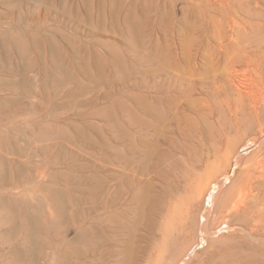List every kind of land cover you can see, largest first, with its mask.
<instances>
[{
    "label": "rangeland",
    "instance_id": "374dc122",
    "mask_svg": "<svg viewBox=\"0 0 264 264\" xmlns=\"http://www.w3.org/2000/svg\"><path fill=\"white\" fill-rule=\"evenodd\" d=\"M12 1L20 6L19 11L8 6ZM211 4L229 10H224L222 22L212 27L217 39L252 37L247 34L250 30L231 28L229 22L243 24L246 19L258 24L252 48L257 49V42L264 41V0H0V106L8 112L18 108L9 118L0 111L7 175L15 181L4 191L0 189V197L4 196L6 202L2 211L20 213L28 206L34 217L38 207L42 211L39 227L33 233L34 260L24 255L26 246L22 239L10 242L6 232L0 231V264H11L3 260L10 254L21 256L16 264H55L54 252L59 242L57 235L53 239L51 234L60 233L61 229L67 240L76 239L74 207L91 205L98 195H92L91 190L106 179L107 138L110 133L114 142L113 124L126 105L138 100L141 80L150 79L153 56L156 60L158 56L175 57L183 52L193 58L197 67L200 55L213 60L217 53L223 54L225 49L219 50L218 42L210 35L208 17L204 20L208 37L197 56L191 44L185 50L180 47L184 46L185 35L189 38L195 34L187 13L199 5ZM103 17L110 19L102 22ZM242 68H246L244 63ZM262 77L264 52L249 63L246 84L255 90ZM251 119L241 124L238 133L233 132L229 152L222 151L207 163L214 171V180L196 200L185 204L182 212L188 209L189 216L194 214L193 219L190 216L193 221L189 228H183L180 239L168 242L171 254L163 255L158 264H246V259L251 262L248 264H264V215L261 224L248 228L224 209V201L235 191L242 169L252 157L264 152V110L258 119ZM38 127L49 133H44L47 140L34 138ZM48 145L55 147L54 151L45 152L53 154L48 159L56 167L44 166L41 178L34 181L32 170L46 159L45 153L39 154L38 150ZM202 149L200 155H209L208 150ZM11 161L17 164L11 165ZM114 167L112 173L118 174ZM55 173L59 180L51 181ZM180 197L184 199L183 194ZM100 212L96 214L102 215ZM7 226L16 228L20 235L21 222L17 219L9 220ZM42 250L45 256L41 259Z\"/></svg>",
    "mask_w": 264,
    "mask_h": 264
},
{
    "label": "bare ground",
    "instance_id": "6f19581e",
    "mask_svg": "<svg viewBox=\"0 0 264 264\" xmlns=\"http://www.w3.org/2000/svg\"><path fill=\"white\" fill-rule=\"evenodd\" d=\"M106 2L113 3V0ZM13 4L12 1L8 6L19 11L20 6ZM214 4L199 5L190 10V14L187 13L186 16L191 17L195 34L189 38L185 35L182 39L184 46L180 47L185 50L191 44L197 56L203 41L208 37L207 26L204 24L208 17L211 23L210 35L218 42L219 50L225 49L223 54L217 53L213 60L202 54L197 67L193 64V58L183 52L175 57L158 56L157 61L153 56L150 79L141 80L138 100L126 105L120 118L113 124L116 130L114 142L110 133L107 138L106 166L109 167L105 170L106 179L95 184L91 190L92 195L95 192L98 195L93 197L91 205L85 203L74 207L72 221L78 230L76 239L67 240L61 229L60 233L51 234L53 239L57 235L59 242L54 252L55 264H158L163 255L170 256L168 242L172 238L180 239L183 228L186 225L189 228V222L193 221L190 220L188 209L182 212L185 204H191L192 199L198 194L200 196L214 180V171L207 167V163L220 152H229L232 134L239 132L242 123L260 117L264 110V77L258 79L260 82L256 83L255 90L249 88L245 80L249 73V63H253L254 58L261 57L264 52V41L257 42V49L251 46L256 43L254 34L259 32L258 24L248 23L246 19L243 24L229 20L231 28L238 27L245 32L250 30L247 34H252V37H241V40L217 39L212 27L222 22L224 10H229L215 8ZM109 19L100 18L102 22ZM24 37L28 38L27 35ZM16 39L13 41L17 42ZM184 63L189 72L184 70ZM243 63L245 69L242 68ZM3 109L0 106L5 118L18 111V108L9 109V112ZM43 128L34 129V138L40 142L49 134ZM200 148H203L202 152L208 150L209 155H200ZM54 150V145L38 150L39 154L45 153L46 159L37 170H32L34 181L41 178L44 166L56 167V163L48 159L53 154L45 152ZM4 151L5 146L0 139V189L3 191L15 183L8 178L9 169ZM19 154L20 150L17 151ZM225 158L228 162V156ZM249 161L242 169V177L235 191L224 201V209L241 219L248 228L255 223L261 224L264 215V152ZM13 164L17 163L11 161ZM113 166L118 168V174L117 171L112 173ZM54 175L50 180L58 181L59 174ZM181 194L184 199L180 197ZM5 204L4 196L0 197V231L6 232L10 242L22 239L24 242H21L26 246L24 255L34 260L31 246L35 244L33 233L39 227L37 223L41 216L39 212L42 213L41 207L35 211L34 217L28 206H24L20 213L3 212ZM100 210L102 215L96 214ZM92 212L94 216H91ZM11 219L21 222L20 235L16 228H6ZM176 228L180 231H176ZM44 254L42 250L41 259ZM18 258L21 256L10 254L3 257V260L16 264ZM248 262L249 259L244 261L246 264Z\"/></svg>",
    "mask_w": 264,
    "mask_h": 264
}]
</instances>
